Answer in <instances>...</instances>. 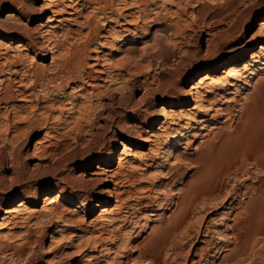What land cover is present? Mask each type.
Wrapping results in <instances>:
<instances>
[{
	"label": "rangeland",
	"instance_id": "rangeland-1",
	"mask_svg": "<svg viewBox=\"0 0 264 264\" xmlns=\"http://www.w3.org/2000/svg\"><path fill=\"white\" fill-rule=\"evenodd\" d=\"M23 1L31 7L28 11L20 10L12 0H0V23L12 26L20 20L43 48L35 32L37 28L43 33L51 30L47 19L52 14L43 12L45 0ZM139 1L145 0H112V17L109 9L103 15L97 5H90L78 20L82 24L87 12L96 13L95 23L87 28L74 21L62 26L53 23L61 29L57 31L60 40L63 31L71 33L63 49L55 53V62L49 54L31 52L22 57L27 69L20 67L17 83L10 77L11 91L21 90L30 99L17 102L16 97V102L2 106L10 114L8 125L0 120V237L7 235L9 241L0 250V264H149L150 256L141 260L140 251L151 254L145 246L155 239L159 226L173 215L174 203L187 191L193 196H185L203 194L209 201L193 210L191 239L179 241L181 253L169 251L168 258L176 259L175 264H184L187 257L186 264H218L230 252L229 242L234 241L239 221L246 219L252 207L262 206L257 199L264 191V170L248 165L237 178L222 177V172L239 148L244 155L264 160V49L255 76L248 73L242 82L231 80L234 85L228 90L217 89L212 116L190 130H185V124L196 113L189 94L192 86L208 73L220 78L229 65L242 63L264 48V32H258L264 21V0H188L185 13L179 0H146V9ZM89 31L94 33L88 35ZM0 41L10 47L8 57L18 55L20 44L25 46L19 37L0 36ZM129 47L143 48L134 58L138 67L133 63L118 66L112 73L123 78L117 81L98 75L94 82H80L66 79L65 70L50 72L60 70L58 63L71 71L79 59L85 71H98L102 67H90L95 57L109 60L115 51ZM33 71L42 73L34 79ZM8 74L4 69L5 79ZM89 84L104 88L96 91ZM0 87L2 93L4 84ZM171 115H176L178 124L168 132L184 136L181 146L154 142L161 133L156 129L165 128ZM220 135L227 136L229 143L225 142L221 158L211 156L209 149ZM124 144L127 151H123ZM235 144L240 146L236 153ZM44 147L54 150L53 154L43 153ZM241 151L237 156L243 155ZM189 159L207 162L206 173L201 175L199 164ZM119 163H124L119 178L123 194L120 207L113 209L114 201L104 191L114 185L95 174L101 170L115 173ZM94 179L99 183H90ZM54 195H59L55 207L58 213L64 211L63 218L42 209ZM98 204L113 210L110 219L125 215L124 223H101ZM5 209L13 210L9 220H2ZM139 213L146 219L135 227ZM217 232L226 238H219Z\"/></svg>",
	"mask_w": 264,
	"mask_h": 264
},
{
	"label": "bare ground",
	"instance_id": "bare-ground-1",
	"mask_svg": "<svg viewBox=\"0 0 264 264\" xmlns=\"http://www.w3.org/2000/svg\"><path fill=\"white\" fill-rule=\"evenodd\" d=\"M12 1L22 11H25V10L28 11L29 8H31L23 0H12ZM80 1H82L83 4L80 5L75 0H65V1H63V0H45L43 12L44 13L50 12L52 14L51 17H48V19H47V23L51 24V26H50L51 30L43 33L41 28H37V31L35 32L42 39V45H43V48H45V51L42 47H38L34 33L31 32L26 27L20 25V23H19L20 20H17V22L12 26L7 25L6 23H2V24L0 23V36L12 37V38L13 37H19L20 43L25 44V46H23V44H20L17 47L18 48L17 50H20V51H18V55H16V57H8L9 56L8 50L10 47L4 46L3 44L2 45L0 44V60L2 57L4 60L3 63H0V86L4 84V87L2 88L3 92L0 93V120H1V123L5 122V124H4L5 126L8 125V123H9L8 119H9L10 112L6 111V109H4V111H3L2 109L4 107H2V106L7 105L8 103L16 102V100H15L16 97L19 98V99H17V102L25 101L27 99V97H28V99H30L29 98L30 95H25V93L21 92V90L19 91V90L15 89V90L11 91L12 90V84H11L12 81L9 80L10 77L14 78L13 79L14 84L17 83L16 82L17 81L16 75L19 73L20 67H22V68L25 67V62H24L25 60H23L22 57L25 55H29V53H31V52L35 56H39L41 53L44 52L46 54L51 55L52 61L55 62V60H56L55 53L57 51H61V49H63L62 48L64 45L63 43L65 41H67V38L71 34L70 31H68V30L65 33L63 31V34L61 36L63 39L60 40L58 37L57 31L61 30V29H59L58 26L57 27L54 26L53 23L59 24V26H62L63 24H67L70 21H74L76 24H80L78 21L79 18L80 17L83 18V16H82L83 12L87 11V8L90 5H97L98 6L97 11L103 15L105 14L104 11L106 9H109L110 16L111 17L115 16V13H111V11H112V0H110L109 3L107 1H106L107 2L106 3L102 0H80ZM166 1H168V0H166ZM179 1H180L179 6H181L182 4L185 5L183 8H181L182 12L185 13V7L189 4V2H188V0H179ZM102 2H104L103 5H101ZM137 4L142 5L143 7L145 6V9H146V4H147L146 0L145 1H139V2H137ZM109 13H107V14H109ZM86 14H87V16L85 18V21L80 25L87 28V27L92 26L93 25L92 23H95V21H96L95 20V18H96L95 14L96 13H92V11H91V12H87ZM120 19H121V15L118 17V21ZM125 25L126 24H122L123 27ZM94 31H95V29H94ZM94 31H89L88 35H92L94 33ZM123 31L129 32L128 29L127 30L123 29ZM258 32L259 33L264 32V21H261L259 23ZM208 42L209 43L211 42V40L209 38L207 39V43ZM35 48H37V49L34 50ZM263 49L264 48L261 47V49L259 51L255 52V53H251L249 55V58L242 63H233V64L229 65L226 69H224L221 72L222 75L220 78L219 77L217 78V77L213 76L211 73H208V74L204 75L203 78H201L194 86H192V89L190 90L189 94L193 97L194 107L192 110H195L196 113L192 114L187 119L186 124H185L186 125L185 130H190L192 126L195 127V125H197L198 123L206 122L205 119L209 115H211L210 113L214 108L213 102H216L214 100H215V97L217 95V89H220L222 91V90H225V89L231 87L232 85H234V84H231L233 82V81L231 82V80H234L237 82L244 81L245 75L248 73L252 77L256 75L258 69L255 70L254 68H255V65H256V63L259 59V56L261 54L260 52ZM139 51L142 52L143 48L136 50L134 48L129 47V48L124 49L123 51H115L112 58H110L109 60L103 59V57H101V58L95 57L93 59L95 64L90 66V67L91 68L92 67H102V69L98 70V71L97 70L95 71L93 69H91L89 72L85 71L84 69L86 67L82 63V59H79V60H77L76 63H74L71 71L70 70L68 71L69 68L67 69L66 64L58 63L59 65H61V68L58 66L60 68V70H56L54 68V69L50 70V72H51V74L54 75L57 73H61L63 70H65L68 72V78H66V79H68V80L74 79V80L80 81V82L82 80H85V79H88L89 81L94 82L99 77L98 75H104L109 80V82L115 81V80L117 81V79H122L123 76L121 74H117V73L113 74L112 70L117 69L118 66L123 67V66L129 65L130 63H133V65L135 66L134 68L137 69L138 65H137V62L135 61L134 58L136 57V55L138 54ZM31 58L34 59L33 56ZM83 58L85 60L87 58V56L84 54ZM6 68L8 69V73H9L8 79L7 78L5 79L3 77L4 76L3 71ZM261 70H262V68H261ZM26 72L28 73L27 70H26ZM41 73L38 71H36V72L33 71L31 73V75L34 79H36V77L40 76ZM53 77H55V76H52V78L50 79L51 82L55 81ZM107 79H105V80H107ZM69 82H71V81H69ZM19 83H20L19 86H22L23 81L21 80V81H19ZM89 86L96 91H99L100 89L104 88V87H96V86H93L91 84H89ZM79 111H81L83 114H86V109L84 107H80ZM179 112H182V111H179ZM175 116L171 115L170 122L165 123V126H166L165 128L164 127L162 128V126H160L156 129V131L161 132V133H158L155 135L156 140H154V142H156L157 144H163V145H167V146L168 145L181 146V143L182 144L184 143V140H185L184 136L176 137V135H175L176 133L169 134L170 132H168V130H170L172 126H175L178 124L177 119H175ZM179 118H181V117L179 116ZM27 120L30 121L29 118H27ZM2 127L3 126H0V130ZM75 127L77 129L79 128L78 125H76ZM6 131H7V129H6ZM241 138H243V137H241ZM227 139H228L227 136L225 139V137L223 135H220L217 138V141L214 143V145H211L212 147L209 148L210 153L212 154V155L211 154H209V155H211V156H218L219 155L218 157L221 158L222 155L220 156V154L222 152H226L225 150H223V146H225V148H226V145H224V144H225V142L227 143V141H228ZM225 140H227V141H225ZM142 141L147 142L148 140L143 139ZM230 141H231V139H230ZM190 143H192V142H190ZM190 143H186L185 145L190 148V146H191ZM244 143H246V142H244ZM228 144L229 143H227V145ZM241 144L242 143H240V145ZM248 144H249V142H248ZM237 145L239 146V144H237ZM237 145L236 144L234 145V147L236 146L235 148L233 147V145L231 146L235 149V153L237 151L236 149L238 148ZM36 147H38V146H36ZM122 147L124 149L123 151H127L129 149L127 147V145H125V144L122 145ZM239 149H238L237 153L240 154V151L242 149H240V150ZM169 150H170V148H169ZM42 151H43V153H46L48 155H52L54 152V150H52L49 147H44L42 149ZM228 151H230L229 146H228ZM228 151H227V153H228ZM230 152H232V151H230ZM227 153H226V155H227ZM237 153L235 154V158H232L234 156V155H232V157H231L232 160L229 163H227L228 165L225 163L226 168L222 172V177H228V176L233 175L235 178H237L239 176H242L244 173H246V171H247L246 166H248V165H250L251 167L254 166L255 168L260 169V170H264V160L259 159L258 158L259 155H257V157H256V156H250L248 154L249 156H247V155H244L245 153L242 150L241 153L243 155H239L240 156L239 157V156H237ZM167 154H169V153H167ZM169 155H167L165 157L167 158V157H169ZM209 155H208V157L210 158ZM171 158L173 160H178L179 156L178 157L171 156ZM180 158H181V156H180ZM209 158H208V160L212 161V159H209ZM262 158H263V155H262ZM114 160L115 159L112 158V162H114ZM189 161L192 164H194V163L199 164L198 165L199 170H200L199 173L201 175H203V173H206L205 166L207 165V162H205V161L199 162L197 159H189ZM124 163H119L118 171L115 173H109V172H106L104 170H101V171L98 170L99 172L97 174H95L96 176L98 175L99 177L102 176V181L105 182L106 184L112 183L114 185L112 188H108L104 191L105 194L108 195V197L110 199H113V201H114V204L112 206L113 209H117L118 207H120V203H121V197H122L123 191L122 192L120 191L121 186L119 185V178L122 176V170H123V164ZM212 163H209V164L212 165ZM215 163H216V161H215ZM108 167H110V165H108ZM203 167H204V169H203ZM99 181L100 180L94 179V180H90V183L96 184V183H99ZM181 191H179L178 193L181 194ZM246 192H247V190H246ZM188 193L189 192L187 191L184 194H188ZM191 193H189V194L192 195ZM184 194L181 195V197H178L177 201L174 203L175 211L172 213L173 215L170 216L168 218V220L162 226L160 225L161 227L159 226V229L156 232L155 239L154 240L152 239L153 241L149 239L151 244H149L148 246H145V247H148L149 249H151V250H149V251H151V254L143 252L142 250H144V249H142L140 251L139 256H140L141 260H146L147 257L150 256V263L149 264H175L176 263L175 262L176 259H174V258L171 260L169 259L170 258L169 257V251L174 253V255L181 253V252H179L180 251L179 250V241H189V239H191V223H190V221H191V215H192L193 210L196 208L197 205H199L200 208L201 207L204 208L209 201L208 198L205 197L207 195L204 196L202 194V196H197V197L195 196V197L190 198V196H187V195L185 196ZM58 199H59V195H54L53 197H50L49 199H47V201L43 205L42 209H43V211L52 212V213L57 214L56 216H58L59 218H63V216H64L63 212L64 211L61 213H58L56 211L55 204H56V202L59 201ZM257 200H260L262 206L261 207L257 206L255 208L252 207L253 209L250 212L246 211L247 212V217L245 215L246 219L239 221V223L237 225V230L235 229L236 232L233 230L235 232L233 235L234 241L229 242L228 248L229 249L231 248L229 250L230 251L229 254L225 255L222 258V260L220 259L221 261L218 264H264V249L262 251L259 250L261 244L264 241V191L261 193V195L258 196ZM255 205H256V203H255ZM96 207L100 209V212H99L100 213V215H99L100 216V222L103 223L104 225L111 226V225L116 224V223H121V222L124 223L125 215H118L117 219L116 218L110 219L111 217L109 218L108 216L112 215L113 210L110 211L108 209H102L100 204L96 205ZM2 214L4 215L2 220H4V219L9 220L12 218L13 210L5 209L2 211ZM139 214L140 215H138L137 220L134 223L135 227H137L139 225L138 222L140 221V219L141 220L146 219L145 217H143L142 213H139ZM12 221H13V219H12ZM135 227H134V229H135ZM223 234L224 233H220V232L218 233L217 232V235L219 238H221V237L226 238L225 234L224 235ZM6 241H9V238L7 235L0 237V250L3 248L4 243ZM190 253H191V248L186 253V256H189ZM187 258L184 260V264H186L188 262ZM132 264H141V262H139V261L133 262Z\"/></svg>",
	"mask_w": 264,
	"mask_h": 264
}]
</instances>
